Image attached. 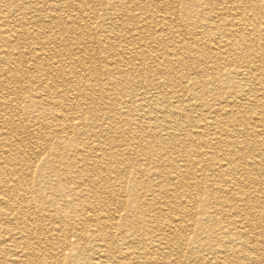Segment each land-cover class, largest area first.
I'll list each match as a JSON object with an SVG mask.
<instances>
[{
	"label": "bare ground",
	"instance_id": "1",
	"mask_svg": "<svg viewBox=\"0 0 264 264\" xmlns=\"http://www.w3.org/2000/svg\"><path fill=\"white\" fill-rule=\"evenodd\" d=\"M96 1L0 0V264H264V0L182 12L193 44L174 39L168 0L156 28L142 12L125 35H99L102 67ZM199 60L213 105L183 83Z\"/></svg>",
	"mask_w": 264,
	"mask_h": 264
},
{
	"label": "rangeland",
	"instance_id": "2",
	"mask_svg": "<svg viewBox=\"0 0 264 264\" xmlns=\"http://www.w3.org/2000/svg\"><path fill=\"white\" fill-rule=\"evenodd\" d=\"M11 1V0H10ZM19 1H22V0H19ZM157 1V2H156ZM168 0H131L129 2L126 3V5L124 4L123 5V2L122 1H114V0H99L98 2L96 1L95 2V9L96 11H98V17L97 19H94L96 21L93 20V24H92V29L90 31V33L92 34V38L94 37V43H93V48L92 49H95V52H93V56H95L94 59H97V60H94L95 61V67L98 66V67H102V63L101 61H98L100 59H103L102 56H104V53L103 51L101 52H97V49L100 47L101 50H105L104 47H107L109 46L110 44V41H105V40H102V41H99V35L102 33V34H107L109 32V34H116L118 36H122V35H125L128 31L131 30L132 26L129 24L130 21H129V18L131 16H134V17H138L140 18L142 15L141 13L142 12H146V21L148 22V24L152 27L153 26V29L156 28L157 25L154 24V22L152 21L153 19L150 17L151 16V13H154L157 8L159 10H163L165 11L166 7H167V4H165ZM203 1L205 0H196V7L198 6L199 8H202L204 10H209L211 8V6H203L202 4L204 3ZM171 3V6L173 7L174 10H172V18L175 20V24H177L176 28L174 29L175 31L173 32L174 33V39H176L177 37L182 39L184 38L185 41L186 40H189L188 42L193 44V41L188 39L190 38V34H189V30H191L190 28V25L187 24V22L185 21H181V16H182V12H185L187 14H189V19H192V20H196L198 17H200V11L198 10V7H191L190 5L188 4H184L183 0H172ZM9 5V2L7 3V6ZM104 5V6H103ZM116 7L115 10H113V8L111 7ZM210 7V8H209ZM11 8L8 7V8H4V7H1V10L2 11H6ZM9 10V12H10ZM210 12V11H209ZM124 13V14H123ZM127 13V14H126ZM216 19V18H215ZM105 20V21H103ZM103 21V22H102ZM177 21V22H176ZM221 22V21H220ZM223 22V20H222ZM99 23L101 24V26L99 25ZM104 23V27H102V24ZM203 23V22H202ZM205 23V22H204ZM225 23V22H223ZM106 29V30H105ZM198 30V28H197ZM177 31V32H176ZM177 34H180V35H177ZM136 35V34H135ZM212 37H208L205 33L202 34L199 38V36L195 37L197 39V42L201 39V41H203L202 43H206L204 42V40H211L210 43L212 44V42H214L215 40H219L220 38H218L219 36L218 35V31H214L213 33H211ZM155 37L156 35L153 34L152 30H149V31H145V32H142L140 33V36H139V39L142 37L143 40H148L149 41V38L150 37ZM166 42V41H165ZM20 43L19 46L22 47L23 45V48H21L23 51H25V53L28 51L29 47V43H26V42H22L21 40L18 42ZM25 43V44H23ZM168 44H170L171 42H167ZM166 43V44H167ZM115 46L118 45L117 43L114 44ZM119 47L117 46V49ZM157 54V47H155V51H152L151 52V55L153 54ZM28 57V55H26ZM264 57V55L262 56ZM76 58V57H74ZM63 58H60L59 57V61L61 62ZM86 60V59H85ZM200 61L199 60V66H198V69L196 70V80H194V75H188V76H185V77H182L183 78H186L184 79L183 83L186 84V81L188 80L189 83H192L193 85H195V90L198 92V93H201V90L204 91V92H208L205 94V98H207L210 102V104H214V102H211L210 101V97H206L207 95L213 93L214 91L210 88V86L206 83V80L209 79V75H206L205 73H202L201 72V67L202 65H200ZM87 61H85L86 63ZM233 63H237V61H232ZM64 63L67 65V67H69L70 69H74V70H78L80 68V65L79 64H75L72 63V60L71 62L70 61H64ZM101 63V64H100ZM86 65H90V63H86ZM233 65V66H232ZM237 64H232V63H229L227 66L225 65L224 68L226 70L228 69H234L233 67H236ZM211 67V65H210ZM236 68H239V67H236ZM154 69V68H153ZM153 69H150L152 70L150 72L149 69L148 70V74H147V78L152 76L151 79H153V85H150L149 82L146 83L147 86H149L150 88L152 87H155V89L159 90L160 87L162 89V92L163 94L166 96L167 92L165 91V89L163 88L164 86L163 85V74L162 73H158V71H155ZM200 69V70H199ZM225 69H223V66H222V71H225ZM177 71H174L173 72V77H176L177 76ZM97 75V74H96ZM98 76H102V73H98ZM93 77V76H92ZM194 81H197V83H195ZM200 82V83H199ZM162 84V85H161ZM92 87L94 86H97L96 88H101L100 86L97 85V83L93 82L92 84ZM160 85V86H159ZM63 88L66 90L68 88H66L65 86H63ZM218 88V87H217ZM191 89V88H190ZM189 89V90H190ZM205 89V90H204ZM184 93L182 94H179L178 96V99L181 97L182 99H184L183 96L181 95H184V94H187L189 95L185 100H187V102L189 103V105H196L199 103L198 99H197V94L196 96H192L191 94L188 93V90L184 89ZM96 94V95H95ZM95 94L93 95V104L95 105V103H97L98 101L102 103L101 100H99L98 98H96L97 96L100 95V92L99 91H96ZM109 96L111 98L113 97H116V95H118V91L117 90H110L108 92ZM178 94V93H177ZM96 98V99H95ZM161 98V97H160ZM197 102H196V101ZM86 103H88L86 100H84ZM89 104V103H88ZM92 104V103H91ZM92 104V105H93ZM84 105V104H83ZM87 105V104H86ZM85 105V106H86ZM196 108V107H195ZM212 108V106H206L204 109L206 110L207 113H211L212 111H210V109ZM189 113L193 114L194 116H196L198 114V111L194 112V110L192 108H187ZM196 113V114H195ZM90 118V116H87ZM121 125V124H120ZM123 128L125 127V124L122 126ZM140 128V127H139ZM127 132H129V134H126L128 137L129 135H133V134H136L138 130L136 126H126L124 128ZM142 130V128H140ZM144 130H147L148 131V127H145ZM143 130V132H144ZM158 130L159 132L162 131V133L164 134L165 132H168L170 130H161V129H156ZM72 134V135H71ZM75 136V134L73 133H69L68 137L69 138H73ZM242 142H245V140L242 138L241 139ZM133 143V142H131ZM131 171L133 170V168L130 169ZM209 173V172H208ZM207 173V175H209ZM128 175V173H126V176ZM205 193V192H204ZM204 193L202 194L204 196ZM196 198V196H195ZM194 198V199H195ZM199 199V198H198ZM201 199V198H200ZM199 199V200H200ZM195 220L198 222L197 223V226H199V223L201 221V219H199V215L195 218ZM206 231L205 229H203L202 231V234L205 235ZM199 253V252H198Z\"/></svg>",
	"mask_w": 264,
	"mask_h": 264
}]
</instances>
